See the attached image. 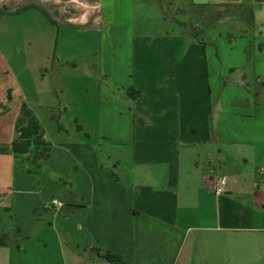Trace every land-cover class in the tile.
I'll list each match as a JSON object with an SVG mask.
<instances>
[{
    "label": "crops",
    "instance_id": "0c3cea01",
    "mask_svg": "<svg viewBox=\"0 0 264 264\" xmlns=\"http://www.w3.org/2000/svg\"><path fill=\"white\" fill-rule=\"evenodd\" d=\"M182 2L194 18L209 12L210 29L218 8L239 7L243 25L216 42L162 17L140 24L131 78L111 82L118 93L101 94L97 111L80 105L54 131L30 107L50 145L46 163L54 148L65 160L34 170L0 152V264H117L97 250L121 264H264V0ZM14 137L13 125L8 147Z\"/></svg>",
    "mask_w": 264,
    "mask_h": 264
},
{
    "label": "rangeland",
    "instance_id": "374dc122",
    "mask_svg": "<svg viewBox=\"0 0 264 264\" xmlns=\"http://www.w3.org/2000/svg\"><path fill=\"white\" fill-rule=\"evenodd\" d=\"M99 3V19L95 25L86 26L95 21L97 0H0V147H8L6 141L13 133L15 114L22 102L37 110L43 122L49 115L54 123H48L56 131L69 128L67 117L77 114L80 105L93 103L97 111L101 94L108 90L115 97L112 92L118 90L113 89L111 82L124 84L131 78L127 75V50L131 35L141 29L140 24L153 27L160 17L165 23L175 24L185 19L187 29L199 33L204 27L203 32H212L216 42L221 38L229 42L232 22L236 27L243 25L240 18L244 12L239 7L218 8L219 19L210 29L205 26L210 13L206 11L194 18L191 13L186 14L182 0ZM150 3L156 4L161 16ZM214 47L218 56L219 52L225 54L216 43ZM64 107L69 108V113L65 114ZM117 121L109 125L111 134L122 139L123 126ZM92 148L104 152L103 147ZM52 155L50 164L46 163L48 158L37 167L30 164L31 169L62 167L65 157L55 148ZM78 176L82 177L79 173ZM70 179L63 180L67 186L77 180ZM59 196L55 195L62 200Z\"/></svg>",
    "mask_w": 264,
    "mask_h": 264
},
{
    "label": "trees",
    "instance_id": "16d2710c",
    "mask_svg": "<svg viewBox=\"0 0 264 264\" xmlns=\"http://www.w3.org/2000/svg\"><path fill=\"white\" fill-rule=\"evenodd\" d=\"M41 12L48 18L46 11ZM165 19V16L163 14ZM179 26L186 29L194 38H198V33H194L187 29V23L175 21ZM129 96L139 95L138 91L129 90ZM15 137L9 147H0V152L9 150L14 157L22 158L29 164L39 166V162L49 157L50 145L44 140V131L36 119L31 108L24 102L21 103L19 113L14 122ZM97 253L109 262L121 264L120 256L111 252Z\"/></svg>",
    "mask_w": 264,
    "mask_h": 264
},
{
    "label": "built area",
    "instance_id": "2783aa9c",
    "mask_svg": "<svg viewBox=\"0 0 264 264\" xmlns=\"http://www.w3.org/2000/svg\"><path fill=\"white\" fill-rule=\"evenodd\" d=\"M225 182L223 178H219L217 181V187L215 188V193L216 194H223L225 193ZM53 205H58L59 203L57 201L52 202Z\"/></svg>",
    "mask_w": 264,
    "mask_h": 264
}]
</instances>
